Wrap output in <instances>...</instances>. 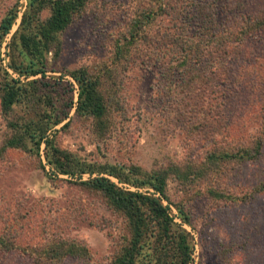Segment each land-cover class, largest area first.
I'll use <instances>...</instances> for the list:
<instances>
[{
    "label": "trees",
    "instance_id": "obj_1",
    "mask_svg": "<svg viewBox=\"0 0 264 264\" xmlns=\"http://www.w3.org/2000/svg\"><path fill=\"white\" fill-rule=\"evenodd\" d=\"M248 1L151 0L153 8L141 14L131 37L118 41L114 64L120 67L135 62L156 70L169 101L166 118L189 137L214 147L203 161L193 160L187 168L172 164L151 171L92 163L61 148L57 141V134L69 125L73 109L79 117L92 120L95 135L101 140L115 130L117 117L127 114L120 90L108 88L104 76L87 68L64 71L72 83L48 76L59 72L51 69L50 55L55 61L60 58L63 34L83 11L86 0H27L9 44L8 67L1 58V48L19 19V2L1 20L0 109L7 134L1 141L0 160L14 152L28 154L46 173L47 166L50 168L52 174H47L51 179L102 195L124 218L128 232L110 264H194L195 239L186 228H193V221L183 205L170 199L171 179L193 191L205 189L206 197L238 205L264 194V182L242 195L233 193L227 184L230 164L235 168L259 160L264 136L247 144L218 146L220 137L232 131L231 123L224 121L227 99L240 77L238 70L248 53L247 45L251 39L264 37V10ZM47 10L50 16L43 19ZM164 21L169 26L154 32L155 23ZM108 76L114 80L110 72ZM85 175L90 178L84 180ZM60 240L29 252L0 235V248L27 255L32 264L87 258L85 245Z\"/></svg>",
    "mask_w": 264,
    "mask_h": 264
},
{
    "label": "rangeland",
    "instance_id": "obj_2",
    "mask_svg": "<svg viewBox=\"0 0 264 264\" xmlns=\"http://www.w3.org/2000/svg\"><path fill=\"white\" fill-rule=\"evenodd\" d=\"M17 2L19 19L1 48L5 67L9 64V44L27 0H0V22ZM248 3L264 10V0ZM152 5L151 0H86L83 11L64 32L60 58L55 61L50 55L51 69L59 72L48 76L72 83L64 71L79 68L104 76L108 88L120 90L127 114L119 115L115 130L101 140L95 135L92 120L79 117L73 109L69 125L57 134L61 148L92 163L138 166L145 171L172 164L187 168L214 150L166 118L169 101L156 70L135 62L120 67L114 64L118 41L131 37L137 20ZM49 16L47 10L42 18ZM164 26L169 22L155 23L154 32ZM247 46L248 53L238 70L240 77L227 99L224 121L231 123L232 131L220 137L219 147H228L230 142L247 144L264 136V37L251 39ZM109 72L114 80H109ZM6 134L0 109V145ZM228 167L231 175L227 184L233 193L242 195L264 182V151L254 163ZM46 169L52 174L48 166ZM47 173L34 157L21 152L0 160V235L29 252L44 243L75 240L87 247V258H68L60 264H110L128 236L124 218L102 195L78 184L53 180ZM88 178L84 176V180ZM204 190L193 191L175 179L168 187L172 202L183 205L191 215L194 226L186 228L195 239L194 264H264V194L238 205L206 197ZM172 210L177 217L175 208ZM0 264H32V259L0 248Z\"/></svg>",
    "mask_w": 264,
    "mask_h": 264
}]
</instances>
